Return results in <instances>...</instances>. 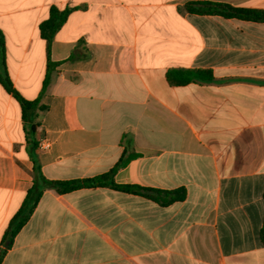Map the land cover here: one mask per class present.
<instances>
[{
    "label": "crops",
    "instance_id": "crops-1",
    "mask_svg": "<svg viewBox=\"0 0 264 264\" xmlns=\"http://www.w3.org/2000/svg\"><path fill=\"white\" fill-rule=\"evenodd\" d=\"M203 1L264 10V0H0V248L41 176L94 178L130 157L117 184L185 192L163 206L111 188L46 189L2 264H264V23L186 11ZM53 8L71 12L48 50L40 25ZM174 69L214 80L172 85ZM5 70L44 107L31 122Z\"/></svg>",
    "mask_w": 264,
    "mask_h": 264
},
{
    "label": "trees",
    "instance_id": "trees-1",
    "mask_svg": "<svg viewBox=\"0 0 264 264\" xmlns=\"http://www.w3.org/2000/svg\"><path fill=\"white\" fill-rule=\"evenodd\" d=\"M185 9L190 14L212 15L220 16L225 19H238L257 23H264V10L236 8L231 5L220 2H192L186 4ZM70 12L71 10L69 9L65 11H59L58 9L53 8L51 10L50 18L40 25V32L42 37L47 41L48 50H50L52 40L54 39L56 33L66 22ZM72 59L73 57L70 58V60ZM5 63L6 52L4 46V38L2 32H0V66L4 69L6 67ZM56 65L57 64L49 61L47 74L44 81V89L47 87L50 75L54 71L53 69L56 67ZM167 78L172 85L176 86H183L192 82H212L214 80L212 71L201 69L170 70L167 74ZM0 80H2L1 75ZM3 81L5 83L7 91L12 93L16 100H18V102L20 103L22 108L23 120L26 123L31 122L33 113L38 109H44V107L39 106L40 100L36 99L34 101H27L22 98L20 94L12 88V84L10 82V79L8 78L6 70ZM34 131L35 126H30V133H33ZM129 160L130 157L129 159H122L110 172L94 178L73 181H50L41 176L39 179L40 183L42 184V187L39 188L37 181L34 183V186L29 190L21 208L11 219L8 228L4 232V235L1 240L0 264H2L7 251L11 248L14 238L32 216L42 193L46 189H52L59 194H65L82 188H111L117 191L146 197L163 206L184 200V190L168 192L155 189H147L138 185L117 184L115 182V174ZM37 170L38 168L36 167L35 171ZM261 237L264 241V227L261 230Z\"/></svg>",
    "mask_w": 264,
    "mask_h": 264
},
{
    "label": "built area",
    "instance_id": "built-area-1",
    "mask_svg": "<svg viewBox=\"0 0 264 264\" xmlns=\"http://www.w3.org/2000/svg\"><path fill=\"white\" fill-rule=\"evenodd\" d=\"M50 148V142L47 140H43L40 143H38V149L40 150H48Z\"/></svg>",
    "mask_w": 264,
    "mask_h": 264
}]
</instances>
